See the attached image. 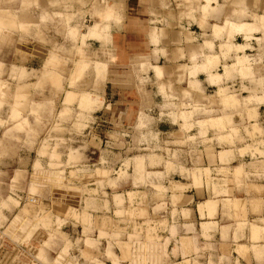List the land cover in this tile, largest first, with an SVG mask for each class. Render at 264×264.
I'll use <instances>...</instances> for the list:
<instances>
[{
    "label": "rangeland",
    "instance_id": "374dc122",
    "mask_svg": "<svg viewBox=\"0 0 264 264\" xmlns=\"http://www.w3.org/2000/svg\"><path fill=\"white\" fill-rule=\"evenodd\" d=\"M186 1L191 4L190 0ZM110 5L111 0L106 3L95 0V14H103ZM93 23L96 22L87 23L89 29ZM8 24L0 23V29L15 27ZM238 25L232 23L234 28L246 31V24L243 27ZM87 28L76 29V35L69 32L73 41L70 46L62 41L54 43L45 35H39L41 64L46 62L51 50L55 49L56 53L44 68L42 65L34 74L26 69L21 71L22 68H17L14 62L7 65L0 57V158L13 160L20 152L18 145L24 142L29 145L27 151L34 149L33 157H38L27 175L26 180L32 186L26 201L11 217L7 227L1 218L0 208V264H245L236 256L245 254L241 246H237L232 256L229 246L223 249V253L228 255L227 262L223 257L219 263L211 258L206 263L199 261V246L191 238L182 236L175 244L169 245L172 218L162 214L172 210L171 216L175 220L179 212L170 194L183 189L177 186L184 180L182 177L196 173L202 175V170L190 163L183 165L185 163L181 160L189 157L196 160L198 144L214 141L215 138H208L209 127L226 129V125L231 126L225 136L216 135L220 144H237L246 140L241 133L242 127L232 125L229 118L227 121L207 119L217 114L213 108L218 105L238 111L241 103L234 95L235 91L227 87L209 98L204 97L207 105H201V99L189 105H164L163 109L172 110V117H160L152 128L149 125L153 120H150L145 123L146 130L139 129L136 133L113 127L108 121H103L106 118L100 111L103 97L98 90L107 82V91L110 92V85L116 86L120 73L127 75L129 81L139 78L143 82L144 78L139 73L135 77L137 70L134 66H113L116 62L113 58L108 64L98 57L93 59L89 56L86 39H103L104 36L86 37ZM23 29L26 33V26ZM77 34H81L82 40ZM6 41L5 37L2 38L3 43ZM257 41L259 51H264V35ZM235 47L244 49L240 44ZM231 48L227 45L228 51ZM27 55L23 53L24 58ZM77 56L81 59L77 62L78 68L75 67ZM245 65V56L238 55L233 67L243 68ZM32 75L37 83L27 84ZM69 78L71 82L69 80L68 84ZM92 81L93 85H90ZM212 81L218 82L219 79ZM19 87L26 95L21 96L18 102ZM185 93L186 96H194L191 92ZM227 93L232 95L227 96ZM194 97L201 96L196 92ZM199 114L202 120L195 121ZM250 117L256 118L253 114ZM98 123L101 124L98 126ZM197 125L201 131L199 136L193 135L197 132ZM249 125L244 129L252 137L257 132L264 135L257 124L249 132ZM159 128L169 132H160ZM166 139L176 141L162 144ZM260 143L264 145V141ZM210 149L213 150L214 146L211 145ZM240 153H245V150H240ZM139 160L142 164L140 170L136 166ZM199 162H203L201 154L197 157V164ZM233 165L216 173L206 169V184L214 189L219 187L230 197L223 200V207L227 211L234 209L235 214L226 212L223 217L235 219L239 228H246L250 223L248 202L237 199V193L245 185L253 192L261 193V187L252 182L247 184L248 174L242 167ZM13 177L14 189L26 176L17 169ZM4 196L0 181V202L3 205ZM184 215L187 216V212L184 211ZM71 217L84 226L83 230H73L72 237L67 234V227L64 228ZM257 222L258 219L252 220L251 226ZM253 248L257 263H264L262 251L258 250L259 247ZM248 264L253 262L249 259Z\"/></svg>",
    "mask_w": 264,
    "mask_h": 264
},
{
    "label": "crops",
    "instance_id": "0c3cea01",
    "mask_svg": "<svg viewBox=\"0 0 264 264\" xmlns=\"http://www.w3.org/2000/svg\"><path fill=\"white\" fill-rule=\"evenodd\" d=\"M94 1L0 0V22L7 25L14 21L11 25L15 26L0 29V57L3 62L7 65L14 62L17 68L34 74L42 65L44 68L56 53L55 49L51 50L46 62L41 64L39 35H45L54 43L62 41L70 46L73 41L69 32L72 31L75 35L78 28L84 26L88 27L87 31L90 26L87 23L95 21L94 25H100L98 30L92 31L93 25L84 36L98 35L104 38H87L86 53L93 59L98 57L108 64L113 58L116 61L113 66H134L137 70L135 77L139 73L144 78L143 82L139 78L129 81L126 79L127 75L120 73L116 86L110 85V92L107 91V82L98 90L103 97V106L100 108L101 116H106L103 121L133 133L139 129L146 130L148 127L145 123L150 120H153L149 125L152 128L160 117L171 118L172 110L163 109L164 105H189L197 103L195 100L198 99L202 100L201 105H207L208 102L204 99L221 89L228 87L235 91L234 95L241 103L239 110L218 105L213 108L217 114L207 119L220 118L227 121L229 118L232 125L242 127L241 133L246 140L237 144H220L216 135L225 136L231 126L226 125V129L209 127L208 138H215L214 141L198 144L196 160L193 157L181 160L185 163L183 165H195L196 169L202 170V175L196 173L182 177L184 180L177 186L183 189L170 194L179 212L175 220L171 216L172 210L162 214L172 218L168 244H175L182 236L191 238L199 246V261L208 263L211 258L219 263L224 257V262H227L228 255L223 253V249L229 246L232 256L237 246H241L245 254L236 253L237 258L245 264H248L249 259L253 264H259L253 246L259 247L258 250L264 254V145L260 143L264 141V135L260 136L257 132L252 137L244 127L250 124L251 132L252 126L257 124L264 132V51H259L257 43V39L264 35V0H202L201 3L190 0V5L186 0H111L110 9L99 15L95 14ZM232 23H239L241 27L246 24L249 27L246 26L244 31L234 28ZM25 26L26 33L23 29ZM90 30L94 32L92 35ZM81 34H77L80 40ZM4 37L6 43L2 42ZM236 44L243 45L244 49L237 50ZM227 45L232 46L229 51ZM23 53L28 54L26 58ZM238 55L245 56L246 65L235 69L233 65ZM78 61H81L79 57L75 59V67ZM110 69L113 71L111 67ZM218 79V82L212 81ZM30 80L27 84L37 83L34 75ZM69 80L71 82V78L68 79V84ZM90 85H93V81ZM185 91L194 96L199 92L201 97L195 99L194 96H186ZM231 95L227 93V96ZM246 101L249 104H245ZM250 114L256 118L250 117ZM201 120L200 114L195 116V121ZM99 124L101 123L98 126ZM196 128L197 132L193 135L199 136L201 131L198 125ZM159 131L169 132L162 128ZM168 141L176 140L166 139L162 144ZM210 144L214 146L213 150L210 149ZM17 148L20 152L13 160L0 158V181L5 193L4 205L0 202V208L6 227L26 201L32 186L26 180L27 175L38 159L37 156L33 157L34 149L27 151L29 145L25 142ZM240 150H245V153L241 154ZM199 154L202 155L203 162L197 164ZM230 165L243 168L248 174L245 179L247 184L252 182L261 187V193L253 192L246 185L237 193V199L248 202L247 215L250 223L246 228H239V222L235 219L227 220L223 217L226 212L235 214L234 209L227 211L223 207V200L230 197L219 187L214 189L206 184V169L216 173ZM17 169L26 177L13 189L16 184L12 181ZM254 204H257L256 207ZM255 219L258 222L251 226V221ZM68 220L64 225L68 235L71 236L75 229H84L77 219L71 217Z\"/></svg>",
    "mask_w": 264,
    "mask_h": 264
},
{
    "label": "bare ground",
    "instance_id": "6f19581e",
    "mask_svg": "<svg viewBox=\"0 0 264 264\" xmlns=\"http://www.w3.org/2000/svg\"><path fill=\"white\" fill-rule=\"evenodd\" d=\"M0 16L2 17V15H0ZM0 21H2V18L0 19ZM11 22H12V21H11ZM0 23H2V22H0ZM13 23H14V21H13ZM13 23H12V24H13ZM97 25H99V24H97ZM97 25H96V29H95V26H94V29H93L92 31L98 30V29H97V27H98ZM233 26H234V25H233ZM238 26H241V25L239 24ZM90 32H91V30H90ZM93 33H94V32H91V35H92ZM88 34H89V33H88ZM75 35H76V34H75ZM86 36H87V35H86ZM94 36H95V35H94ZM98 38H99V37H98ZM241 57H242V56H241ZM240 61H241V59H240ZM240 61H239V62H240ZM244 61H245V60H244ZM240 63H241V62H240ZM243 63H244V62H243ZM79 64H80V63H79ZM81 66H82V65H81ZM81 66H80V67H81ZM77 68H78V66H77ZM77 68H76V69H77ZM76 69H75V70H76ZM21 71H23V69H22ZM76 71H77V70H76ZM81 72H82V70H81ZM81 74H82V73H81ZM54 77H55V76H54ZM54 77H53V78H54ZM51 78H52V77H51ZM58 78H59V77H58ZM58 78H57V80H58ZM59 81H60V80H59ZM56 82H58V81H56ZM56 84H57V83H56ZM24 87L26 88V86H24ZM24 87L22 86L21 88H24ZM17 88H18V87H17ZM21 88L19 87V90H18V91H19V92H18V95H17L18 102L20 101L21 96H23V95L26 93V92H24V89H21ZM77 92H78V91H77ZM22 93H23V94H22ZM25 95H26V94H25ZM27 95H28V94H27ZM70 95H71V94H70ZM72 95H73V93H72ZM86 97H87V96H86ZM23 98H24V97H23ZM72 98H73V97H72ZM81 98H82V97H81ZM15 101H16V100H15ZM67 101H68V100H67ZM82 101H83V100H82ZM21 103H22V102H21ZM84 103H85V102H84ZM15 107H16V106H15ZM14 110H18V108H17V109L14 108ZM12 113H13V112H12ZM20 122H21V121H20ZM141 165H142V164L140 163V160H139V164L136 165V166L138 167V170L141 169V167H139V166H141ZM142 167H143V166H142ZM143 168H144V167H143ZM136 169H137V168H136ZM138 173L141 174V172H138ZM138 173H137V174H138ZM43 174H44V173H43ZM140 174H139V175H140ZM142 174H143V173H142ZM142 174H141V175H142ZM140 177H141V176H140ZM138 179H139V177H138ZM35 188H36V187H35ZM122 214H123V213H122Z\"/></svg>",
    "mask_w": 264,
    "mask_h": 264
},
{
    "label": "built area",
    "instance_id": "2783aa9c",
    "mask_svg": "<svg viewBox=\"0 0 264 264\" xmlns=\"http://www.w3.org/2000/svg\"><path fill=\"white\" fill-rule=\"evenodd\" d=\"M99 1H100L101 3H106V1H107V0H99ZM31 201H33V202H34V201H35V199H34V198H31Z\"/></svg>",
    "mask_w": 264,
    "mask_h": 264
}]
</instances>
